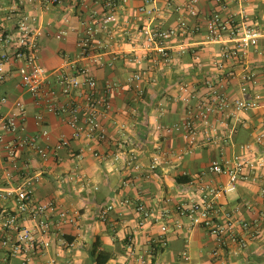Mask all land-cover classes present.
Segmentation results:
<instances>
[{"label": "crops", "instance_id": "obj_1", "mask_svg": "<svg viewBox=\"0 0 264 264\" xmlns=\"http://www.w3.org/2000/svg\"><path fill=\"white\" fill-rule=\"evenodd\" d=\"M162 2L168 11L156 18V25L168 27L178 18H185L196 30L172 40L169 64H164L156 53H149L140 64L132 61L144 55L138 48L139 30L148 20L139 11L142 0L118 2V24L108 28L102 26L106 0H0V37L15 33L23 18L35 17L34 27L42 32L40 61L49 71L84 63L78 58V41L84 31L82 22L91 20L100 53L106 61L114 62L111 68L94 71L99 87L104 88L108 81L119 85L112 97V109L101 118L107 139L94 144V149L104 156L101 159L88 150L82 151L86 141L72 138V130L62 116L45 113L36 104L21 85L17 64L6 66L8 78L0 86V116L14 111L15 101H22L28 133L47 130L51 146L62 137L71 145L47 160L33 151L22 154V159L30 161L32 175L38 178L34 202L53 201L57 208L50 246L41 249L37 245L30 251V264H96L92 252L98 240L112 256L107 264H184V252L190 256V264H264V164L260 165L264 161V144L255 142L264 129V37L258 47L247 51L242 62L229 63L225 69L236 74L226 81L224 91L228 97L249 99L261 94L259 108L230 117H212L218 134L213 142L202 143L191 153H187L178 134L166 136L156 129L157 125L181 121L189 105L208 95L206 82L217 85L221 79L224 71L217 68V63L222 58V45L207 40L211 15L218 12L222 17H234L238 23L241 15L246 16L249 25L264 33V0H203L196 17L182 8L187 0H173L169 8ZM5 50L0 41V57ZM138 71L142 73L143 95L136 99L129 90V79ZM248 73L255 75L256 83L248 84L249 92L243 94L242 75ZM3 97L6 103L1 101ZM73 97L83 103L82 91H76ZM42 112L45 122L39 125L36 116ZM246 145L251 148L244 151L242 147ZM155 155L161 157L157 168L151 170ZM235 155H244L252 163L249 179L241 182L235 192L222 195L219 202L240 218L258 221L261 234L239 254L226 251L215 257V238L202 228H189L174 208L178 202L199 196L200 179L226 182V176L213 175L208 167L213 160L227 161ZM9 169L10 162L0 158V194L23 183V176L17 173L7 180L5 172ZM108 205L114 209L108 220L102 221L100 211ZM139 205L158 216L168 207L173 218L167 232L161 230L160 221H149L140 227L136 211ZM15 209L13 197H0V224ZM62 212L66 218L59 216ZM174 220H180L182 226H176ZM21 223L33 225L27 217H21ZM9 237L10 243L15 242L13 232ZM152 245L158 250L149 254ZM23 259L24 255L13 254L9 246L0 242V264H22Z\"/></svg>", "mask_w": 264, "mask_h": 264}, {"label": "built area", "instance_id": "obj_2", "mask_svg": "<svg viewBox=\"0 0 264 264\" xmlns=\"http://www.w3.org/2000/svg\"><path fill=\"white\" fill-rule=\"evenodd\" d=\"M57 0H53L56 2ZM165 7L172 6L173 0H142L139 11L146 15L147 23L139 30V49L144 54L132 59L140 64L149 53H156L164 64L171 62V45L173 39L184 38L196 32L191 29L187 19L178 18L168 27L155 24L157 17L165 15L168 11ZM203 0H187L183 5L184 11L191 17L199 13V5ZM219 1V0H218ZM96 2V1H95ZM118 2L126 3L127 0H106L105 13L102 26L118 24ZM178 7L177 10H180ZM181 8V10H182ZM241 23L234 17H222L220 13H213L207 24V40L222 45L221 60L217 68L221 71V79L217 85L207 81L209 88L207 96L197 100L188 106L186 116L179 122L169 125H157L156 129L163 135L178 134L185 143L187 153L193 152L202 143L213 142L218 134V128L212 123V117H230L236 112L259 108L262 100L261 94H255L249 99L244 97L230 99L224 88L229 78L236 76L228 69L229 63L242 62L250 48H256L264 33L257 27L246 22V16H240ZM84 31L78 41V58L83 64H66L59 71L47 70L40 61L42 32L34 27L35 17H25L19 21L13 34H3L0 41L6 50L0 57V86L8 78L6 66L17 64V71L21 79L23 89L36 101V104L45 113L62 116L72 130V138L85 140L82 151H90L94 157L104 159V156L94 149V144H99L107 139V132L101 123V118L112 109V97L119 89V85L110 81L100 88L94 71L113 67V61H106L99 51V42L96 41V29L91 20L83 22ZM232 44V45H230ZM131 61V60H130ZM233 61V62H232ZM129 90L134 97L139 99L143 95L142 73L133 74L129 79ZM241 92H249L248 84L256 83L254 74L242 75ZM187 92L186 87L182 88ZM76 91H82L83 103L75 101L73 95ZM3 103L7 98L1 99ZM185 101L189 104L190 99ZM14 111L0 116V158L10 162L9 171L5 172L7 180H11L14 174H21L23 183L15 189L3 190L0 197H13L16 209L0 224V242L9 246L15 255H24L22 264H30L29 252L38 247L47 249L51 243V228L54 215L57 213L56 204L53 201L34 202L35 185L38 178L31 173L29 160L22 159L25 150L33 151L37 157L47 160L61 149L70 148V140L66 137L59 139L55 146H51L47 139L49 133L42 130L38 134L28 133L25 127L27 111L22 101L14 102ZM39 125L45 122V115L39 113L36 116ZM10 136L7 141L6 137ZM255 142L264 144V129L256 137ZM251 145L242 147L244 151ZM161 155H155L151 164V170L157 168ZM252 163L246 160L244 155H235L227 161L213 160L208 172L227 177L226 182H214L212 180H199L196 198L178 202L174 213L179 218L187 221L189 228H202L215 238L216 249L213 255L218 257L221 253L229 252L239 254L248 245L256 241L261 234V226L258 221H249L237 216L235 211L226 209L219 202V198L227 193L235 192L241 182L249 179L248 168ZM264 164L261 161L260 165ZM252 169V168H251ZM264 194V189H262ZM114 209L113 205L101 209L100 219L108 220L109 213ZM140 215L139 226L144 227L149 221L162 222L161 230L167 232L168 223L172 221V211L167 207L158 216L152 211L139 205L136 207ZM61 218H66V213H60ZM21 217H27L32 226L21 223ZM176 226L181 227L180 220H174ZM13 232L16 240L13 243L9 233ZM10 244V245H9ZM157 246L152 245L149 254L157 252ZM184 264H190V256L183 253ZM142 263L144 258L140 257Z\"/></svg>", "mask_w": 264, "mask_h": 264}, {"label": "trees", "instance_id": "obj_3", "mask_svg": "<svg viewBox=\"0 0 264 264\" xmlns=\"http://www.w3.org/2000/svg\"><path fill=\"white\" fill-rule=\"evenodd\" d=\"M93 247H94V250L92 252V256L95 259V263L96 264H107L108 261L112 258V256L102 249L101 242L99 240L96 241Z\"/></svg>", "mask_w": 264, "mask_h": 264}]
</instances>
